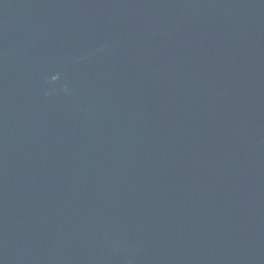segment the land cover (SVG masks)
<instances>
[{
    "label": "water",
    "instance_id": "1",
    "mask_svg": "<svg viewBox=\"0 0 264 264\" xmlns=\"http://www.w3.org/2000/svg\"><path fill=\"white\" fill-rule=\"evenodd\" d=\"M0 264H264V0H0Z\"/></svg>",
    "mask_w": 264,
    "mask_h": 264
}]
</instances>
